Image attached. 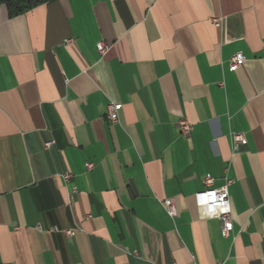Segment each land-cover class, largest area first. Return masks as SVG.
Listing matches in <instances>:
<instances>
[{"label": "crops", "instance_id": "1", "mask_svg": "<svg viewBox=\"0 0 264 264\" xmlns=\"http://www.w3.org/2000/svg\"><path fill=\"white\" fill-rule=\"evenodd\" d=\"M263 49L264 0L0 4V264H264ZM207 177L232 181L230 238Z\"/></svg>", "mask_w": 264, "mask_h": 264}, {"label": "built area", "instance_id": "2", "mask_svg": "<svg viewBox=\"0 0 264 264\" xmlns=\"http://www.w3.org/2000/svg\"><path fill=\"white\" fill-rule=\"evenodd\" d=\"M212 24L219 28L223 24L222 18H213L211 20ZM97 50L104 54L107 50L105 43L101 42L97 45ZM264 52V49H263ZM246 58L242 52L235 53L229 63V70L236 71L243 63ZM107 119L111 123H117L119 121V111L118 105L115 102H111L107 106ZM181 133L185 136L190 135L193 127L186 120H181L179 123ZM232 142L234 149L237 150L241 145H246L248 143L244 135L240 133L232 134ZM46 148H50L52 143H47ZM87 170L91 171L95 168L93 163H86ZM63 179L68 182L73 177L71 173H65L62 175ZM232 181H228L225 185L220 188H211L213 185V179L207 177L205 179V184L208 187L203 191H199L195 194V203L199 211L204 213V216L207 218H216L221 223V233L223 237L230 238L233 231V215L232 207L230 203V193L229 185ZM77 193V189L73 188L72 193L70 194V203L74 202V195ZM163 206L166 213L171 219H175L178 216V209L174 199L169 198L163 201ZM53 231H59V229H53ZM75 229L65 230L64 233L68 236L74 234Z\"/></svg>", "mask_w": 264, "mask_h": 264}, {"label": "trees", "instance_id": "3", "mask_svg": "<svg viewBox=\"0 0 264 264\" xmlns=\"http://www.w3.org/2000/svg\"><path fill=\"white\" fill-rule=\"evenodd\" d=\"M51 1L53 0H0V4L6 7L10 16H18Z\"/></svg>", "mask_w": 264, "mask_h": 264}]
</instances>
